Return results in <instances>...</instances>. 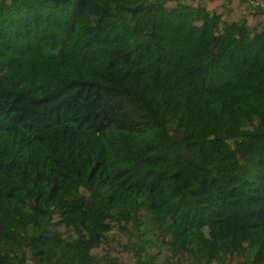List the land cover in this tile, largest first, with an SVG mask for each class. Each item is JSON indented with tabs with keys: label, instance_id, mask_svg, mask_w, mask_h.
<instances>
[{
	"label": "trees",
	"instance_id": "16d2710c",
	"mask_svg": "<svg viewBox=\"0 0 264 264\" xmlns=\"http://www.w3.org/2000/svg\"><path fill=\"white\" fill-rule=\"evenodd\" d=\"M0 264H264V0H0Z\"/></svg>",
	"mask_w": 264,
	"mask_h": 264
}]
</instances>
